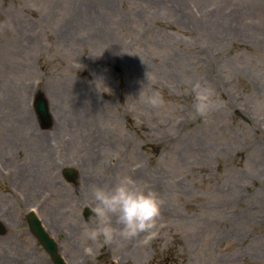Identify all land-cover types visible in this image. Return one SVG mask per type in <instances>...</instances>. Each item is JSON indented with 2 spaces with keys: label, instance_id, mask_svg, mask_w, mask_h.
<instances>
[{
  "label": "rangeland",
  "instance_id": "rangeland-1",
  "mask_svg": "<svg viewBox=\"0 0 264 264\" xmlns=\"http://www.w3.org/2000/svg\"><path fill=\"white\" fill-rule=\"evenodd\" d=\"M0 79V264H52L26 222L38 195L67 264H264V0H0ZM121 173L159 193L155 226L85 240L90 186Z\"/></svg>",
  "mask_w": 264,
  "mask_h": 264
},
{
  "label": "clouds",
  "instance_id": "clouds-1",
  "mask_svg": "<svg viewBox=\"0 0 264 264\" xmlns=\"http://www.w3.org/2000/svg\"><path fill=\"white\" fill-rule=\"evenodd\" d=\"M141 90L140 98L147 105L157 109L165 106V98L158 89L149 93ZM191 91L195 115L207 116L218 107L210 85L197 81L192 84ZM89 194L94 204L85 220V240L103 237L105 242H110L117 236L129 239L152 229L160 215L162 200L159 193L146 182L137 181L126 173L118 174L111 184L91 185Z\"/></svg>",
  "mask_w": 264,
  "mask_h": 264
},
{
  "label": "water",
  "instance_id": "water-1",
  "mask_svg": "<svg viewBox=\"0 0 264 264\" xmlns=\"http://www.w3.org/2000/svg\"><path fill=\"white\" fill-rule=\"evenodd\" d=\"M33 107L36 112V115L39 121L42 124L43 129L51 128L53 124L52 117L49 113L48 102L41 91H38L35 95ZM63 175L69 181H73L76 177V171L74 169H65L63 170ZM91 214V211L87 208L84 209V217L85 219ZM27 223L30 232L34 235V237L38 240L44 251L49 256L51 262L53 264H65L63 259L58 253L56 243L48 236V234L44 231L41 226L40 221L34 216V214L30 213L27 216ZM5 234V229L0 223V236Z\"/></svg>",
  "mask_w": 264,
  "mask_h": 264
},
{
  "label": "flooded vegetation",
  "instance_id": "flooded-vegetation-1",
  "mask_svg": "<svg viewBox=\"0 0 264 264\" xmlns=\"http://www.w3.org/2000/svg\"><path fill=\"white\" fill-rule=\"evenodd\" d=\"M8 177H9V181H11L12 183H13V186H15V188H16V190L18 191V192H21L20 190H19V188L21 187V179H20V176H18L17 174H16V172H13L12 174H10V175H8ZM20 186V187H19ZM35 191H36V188H35V182H30L29 183V190H27V195H26V197H27V200L29 201V198H31V196H29V195H35L36 193H35ZM49 194V193H48ZM51 194V193H50ZM36 198H37V200L36 201H33L35 198H32V208L33 209H35V205L37 206V204H39V199H40V197H39V195L38 196H36ZM26 199V198H25ZM27 222V221H26ZM40 246V245H39Z\"/></svg>",
  "mask_w": 264,
  "mask_h": 264
},
{
  "label": "bare ground",
  "instance_id": "bare-ground-1",
  "mask_svg": "<svg viewBox=\"0 0 264 264\" xmlns=\"http://www.w3.org/2000/svg\"><path fill=\"white\" fill-rule=\"evenodd\" d=\"M0 84H2L1 79H0ZM6 99H7V98H6ZM7 101H8V102H7ZM7 101H6V103H10V102H12V101H11V98H8ZM2 102H4V100H2ZM3 106H4V104H3ZM23 113H24V112H23ZM20 115H22V111H20ZM22 123L25 124L26 121H24V122H22ZM42 138H43L42 136H41V138H38V142H39L40 145H41L42 142H44Z\"/></svg>",
  "mask_w": 264,
  "mask_h": 264
}]
</instances>
